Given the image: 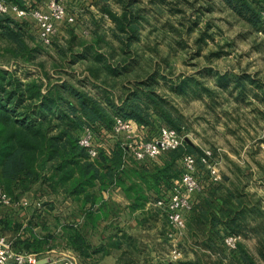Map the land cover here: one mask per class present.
Instances as JSON below:
<instances>
[{
	"label": "rangeland",
	"instance_id": "obj_1",
	"mask_svg": "<svg viewBox=\"0 0 264 264\" xmlns=\"http://www.w3.org/2000/svg\"><path fill=\"white\" fill-rule=\"evenodd\" d=\"M0 1L20 9L33 10H41L47 2L22 0L25 7L21 8L8 0ZM128 1L133 2L132 5L126 6ZM120 6H124L128 12L133 6L138 8V14L143 13L139 15L142 19L137 27L138 40H132L133 45L130 48L125 47L120 41L128 35L118 32L116 25L104 12L105 9H110L120 15L122 13ZM65 7L67 12L74 16L75 22L71 25L59 24L57 36L48 47L42 45L37 36L33 42L29 40L31 47L35 46L36 49L30 62L28 59L13 57L7 53V45L0 42V68L15 71L19 77L33 74L44 79L37 70L40 69L38 64L43 63L51 82L60 83V79L65 80L68 77L63 75V72L58 74L52 70V61L58 60L55 48L69 47L68 40L72 37L75 39L73 40L75 46H81L79 44L82 43L91 44L102 37V42L98 43L100 48L102 47V52L106 54L111 52L114 55L109 62L115 64L125 60L118 77L111 75L110 84L114 86L108 87L109 91L120 96L130 81L153 74L160 85L158 94L165 96L171 110L178 117L179 129L187 138L186 143L200 151L193 154L200 156L203 150L213 152L222 180L219 184H210L207 172L203 171L204 184L210 187L220 184L227 187L224 177L238 176L241 180L235 179L229 185L231 187L227 188L236 191L235 188L238 186V190L246 192V202L251 212L252 205L259 207L262 215L253 212L247 217L251 218L249 228L258 227L259 230L246 235L233 234L238 237L234 251L241 247L256 264H264V260L258 254V251L264 253V178H262L264 21L261 16L263 8L254 13L244 12L243 8L242 13H238L223 0H122L118 4L116 0H110L109 3L102 0H66ZM23 19L32 21L29 16ZM251 20H256V23L253 24ZM78 50L79 48H75L74 52ZM133 53L135 56H132ZM73 66L65 70L70 73V80L74 83L80 80L86 90L96 92L95 87L87 79L85 63L79 62ZM221 75L229 79L226 87H223L225 81L218 82ZM184 78L192 80L191 84L198 82L199 85L187 88L185 94L172 92L170 90L172 82ZM234 85L239 87L235 88ZM140 130L144 133L142 135L144 139L150 138L154 132L152 129L142 127ZM148 130L149 132H146ZM108 143L111 144L112 141H105L104 145ZM96 158L89 157V160L93 161ZM131 162L136 163L129 159L123 170L130 169ZM48 167L49 165H46L44 171L40 170L28 189L22 191L13 188L12 201L15 204L26 202V205L0 210V217L6 215V218L20 225L15 232L8 231L5 236L20 249L29 230H33L38 237L51 238V245L55 246L51 250L71 254L73 251L65 246L61 237L62 226L78 223L82 226L86 217L92 213L89 211H93L91 209H96L98 205L91 206L84 201L83 195L78 199L69 197L65 190L57 188L56 185L54 189L49 187L50 183L47 180H50L51 172ZM119 172L116 174L117 177L121 176ZM97 186L88 189V192L90 194L97 192L99 185ZM102 188L108 193L113 190L115 200H118L116 197H123L113 187ZM156 200L150 197L146 202L144 206L146 215L139 216L136 212L131 214L120 203L125 201H113L106 205L108 207L101 213L91 215L90 221L99 222L101 226L93 233L94 236L86 231L82 233L94 248L101 244L97 243L98 238H101L99 234L105 238L110 235L114 239L110 241L111 243L106 242L104 251L107 250L108 255H102L100 252L94 258L95 263H89L87 259L83 263L188 264L184 255L188 249L168 237L166 221L163 218L158 219L153 206ZM113 242L115 244L112 246ZM174 249L181 253L176 260L171 258ZM209 252L208 262L211 264L216 262L237 264L230 258L229 250L224 256L218 251ZM215 254H219L220 258L216 259ZM50 255L51 253L41 256L45 258Z\"/></svg>",
	"mask_w": 264,
	"mask_h": 264
},
{
	"label": "trees",
	"instance_id": "obj_2",
	"mask_svg": "<svg viewBox=\"0 0 264 264\" xmlns=\"http://www.w3.org/2000/svg\"><path fill=\"white\" fill-rule=\"evenodd\" d=\"M8 1L21 8L25 7L22 0ZM223 1L238 13H242L243 8L244 12L251 13L264 9L263 3L258 0ZM104 12L116 25L118 32L128 35L120 41L130 48L133 45L132 40H138L137 15L138 19H142L139 11L128 12L125 9L120 15L110 9H105ZM33 22L17 19L12 15L0 16V42L7 45V53L31 61L36 49L35 46H30L28 40L33 42L35 38L28 34L27 27L30 25L31 32L37 36L38 28ZM251 22L255 24L256 20ZM73 40L74 37L68 40L67 48H55L58 60L52 61V70L58 74L63 72L68 77L65 80L60 79V83L51 82L43 63L38 64L40 69L37 70L44 79L33 74L19 77L15 71L0 68V188L11 197L13 188L22 191L28 189L40 170L44 171L45 166L49 165V187L54 189L56 185L57 188L65 190L69 197L78 199L83 195L85 202L91 206L98 205L96 209L89 211L92 213L86 217L82 226L64 224L61 233L65 246L77 253L81 262L87 259L89 263H95L94 258L100 252L108 255V251H104L107 243L94 248L82 231L93 236L101 224L91 222L90 216L101 213L106 205L112 203L104 200L107 190L102 186L121 188L129 201V205L125 207L128 212H136L139 216L146 215L144 206L150 197L158 199V195L163 190H168L180 176L183 154L200 151L186 143L184 148L167 152L153 160L137 162L128 156L123 145L124 138L112 134L116 117L135 123L141 136L144 134L141 127L152 129L154 132L150 138L156 136L161 128L180 131L179 119L171 110L165 96L158 94L160 85L153 74L130 81L123 88L125 91L117 96L108 87L114 86L110 84V78L118 77L125 60L111 64L109 59L114 57L113 53L102 52V47L98 44L102 42V37L91 44H79L81 46H75ZM75 48L79 50L74 52ZM79 62L85 63L87 79L93 87L99 89V93L93 95L80 80L76 83L70 80L71 75L65 70ZM219 79V83L225 81L223 87L229 83L224 75ZM191 81L184 78L172 82L170 90L176 94H185L187 88L199 85L198 82L191 84ZM85 128L92 131L93 146L98 151L97 158L93 161L89 160L87 151L78 144ZM108 140L112 143L104 145ZM129 159L136 163L131 162V168L123 170ZM118 172L121 175L119 177L116 176ZM97 185V192L90 194L88 189H94ZM246 197L241 190L234 192L221 184L214 187L203 184L202 192L192 198L191 210L183 215L187 228L207 237L203 247L212 252L218 251L224 256L227 252L223 245L226 236L246 235L259 230L258 227L249 228L251 218L247 217L253 212L262 214L256 205H252L251 212ZM197 200L199 204L196 203ZM5 216L0 217V235H6L8 231L15 232L20 226ZM109 217L110 214L107 218ZM113 239L109 235L107 242L111 243ZM50 240L49 237H38L33 230H29L22 242L23 247L19 249L14 245V249L33 253L41 252L44 247L51 250L55 246L51 245ZM114 244L115 242L111 245ZM258 254L264 260V253L258 251ZM230 258L237 264H256L241 247L238 251H231ZM208 261V256L202 255L198 260L187 263L211 264Z\"/></svg>",
	"mask_w": 264,
	"mask_h": 264
},
{
	"label": "built area",
	"instance_id": "obj_3",
	"mask_svg": "<svg viewBox=\"0 0 264 264\" xmlns=\"http://www.w3.org/2000/svg\"><path fill=\"white\" fill-rule=\"evenodd\" d=\"M66 0H47L44 9H20L11 4L0 1V15H12L17 19L29 16L36 24L37 37L42 45L48 47L53 38L57 36L58 25L61 23L73 24L75 18L70 15L65 7ZM264 5V0H258ZM264 21V9L261 11ZM113 136L124 138L123 143L127 155L137 162L153 160L157 157L174 150L184 148L186 137L177 130L161 128L156 136L144 139L136 135L137 125L130 120L116 117L112 129ZM78 144L83 147L90 158H96L97 149L93 146V133L89 128H85ZM180 166L182 172L175 179L168 190H163L154 206L160 209L166 217L170 230L169 238L177 242L183 235L186 228L183 215L192 208V198L203 190V171L207 172L208 183L216 185L222 180L219 169L211 150H203L197 157L194 154L184 153ZM16 205H26L24 203H14L11 197L0 188V208L15 207ZM238 237L228 235L223 240L224 247L229 251H234L237 247ZM176 246V245H174ZM181 256L180 251L174 249L171 253L172 260ZM0 264H81L78 259L71 254L51 252L50 256L42 258L38 253L17 251L14 249V242L5 235H0Z\"/></svg>",
	"mask_w": 264,
	"mask_h": 264
},
{
	"label": "crops",
	"instance_id": "obj_4",
	"mask_svg": "<svg viewBox=\"0 0 264 264\" xmlns=\"http://www.w3.org/2000/svg\"><path fill=\"white\" fill-rule=\"evenodd\" d=\"M110 1V0H109ZM109 1H108V3H109ZM112 1V0H111ZM116 2H117V4L118 3H121L122 2V0H116ZM133 2H127L126 3V6L127 5H129V4H132ZM132 8V7H131ZM120 9H121V12H123V10H125V7L124 6H120ZM138 10V8H136V7H133V9H132V12H138L137 11ZM122 14V13H121ZM139 15H143V13H139ZM137 21L138 22H140V18L138 19V15H137ZM27 30H28V34H30V35H33V37L35 38L36 37V35H34V33H32L31 32V26L29 25L28 27H27ZM28 42H29V40H28ZM30 44V43H29ZM31 46V45H30ZM76 65V64H75ZM97 84V83H96ZM98 85V84H97ZM95 91L96 92H91L93 95L94 94H97V93H99V89L98 88H96L95 87ZM161 164V163H160ZM162 165V164H161ZM262 178H264V176L262 177ZM235 179H239V180H241V178H239L238 176H235V177H230V176H225L224 177V181H225V185L227 186V187H231V186H229L230 184H232V182L233 181H235ZM238 187V186H237ZM235 188L237 191H238V188ZM113 189H117L118 190V193L119 194H122L123 195V197H116V199H118V200H115V193H114V191L113 190H110V193H108V192H105V201H107V200H110V201H125V202H120L122 205H123V207L125 208L127 205H129V201L127 200V198H126V195L123 193V191H122V189L121 188H119V187H113ZM234 192H235V190H234ZM244 193V192H243ZM247 193H249V192H247ZM161 194V193H160ZM245 195H247L246 194V192L244 193ZM253 196V195H252ZM158 197H159V195H158ZM157 197V198H158ZM127 200V201H126ZM196 203H198L199 204V201L197 200L196 201ZM195 203V204H196ZM147 205H149V204H147ZM154 206V205H153ZM154 208H155V210H156V212H157V217H158V219L159 218H163L165 221H166V224H167V220H166V217H165V215L163 214V212L160 210V209H158V208H156L155 206H154ZM127 211H128V208L126 209ZM122 218H120V220H121ZM10 220V219H9ZM161 220V219H160ZM79 224V223H78ZM167 228H168V225H167ZM168 232L170 233V230H169V228H168ZM169 233H167L168 235H169ZM207 232H205V234H206ZM93 236H94V234H93ZM208 236V235H207ZM169 237V236H168ZM99 239V241L97 242V243H101L100 245H104L105 244V242H107V240H108V237L107 238H105V236L104 235H102L101 236V238H98ZM180 240H181V242H180ZM205 240H207V237L205 236V235H200V234H198V232H195V231H191V230H189V228H187V225H186V228H185V230H184V233H183V235H182V237L177 241V243H181L180 245H182V246H186L187 247V249H188V252L186 253V254H184L185 255V258L188 260V262L189 261H195V260H198L200 257H202V255H206V256H209L210 255V250L209 249H206L205 247H203V243L205 242ZM98 245V244H97ZM99 246V245H98ZM97 246V247H98ZM228 251V250H227ZM53 253V252H55V251H53V250H48L46 247H44V249H43V251L42 252H37L39 255H42V254H49V253ZM71 254L73 255V256H75L77 259H78V261L81 263V264H83V262H81L80 261V259H79V256H78V254L77 253H75V252H71ZM227 254V253H226ZM214 256H216V259H218V258H220V255L219 254H215ZM214 256H211V257H214ZM230 256V255H229ZM43 258V257H42Z\"/></svg>",
	"mask_w": 264,
	"mask_h": 264
}]
</instances>
